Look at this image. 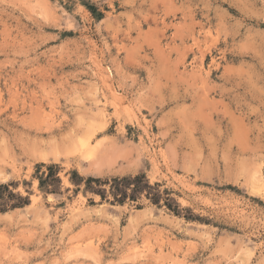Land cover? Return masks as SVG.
Here are the masks:
<instances>
[{"label": "rangeland", "instance_id": "374dc122", "mask_svg": "<svg viewBox=\"0 0 264 264\" xmlns=\"http://www.w3.org/2000/svg\"><path fill=\"white\" fill-rule=\"evenodd\" d=\"M0 184V264H264V0H0Z\"/></svg>", "mask_w": 264, "mask_h": 264}, {"label": "trees", "instance_id": "16d2710c", "mask_svg": "<svg viewBox=\"0 0 264 264\" xmlns=\"http://www.w3.org/2000/svg\"><path fill=\"white\" fill-rule=\"evenodd\" d=\"M86 7L94 13L93 6L85 3ZM49 172L45 177L39 178V186L41 188H45L48 192H54L55 188H46V186L50 183V181H53L52 179V169L53 166L48 167ZM76 177V178H74ZM55 179V178H54ZM58 180L59 179H55ZM71 182L78 185L81 183V181L85 182V189L90 190L91 192H94L95 194H98L101 196L102 199L105 198L106 190L105 188H100L97 186L92 185V183L96 184H103L106 183L110 187V192L113 195V200L118 202H123L126 198H130L132 200H135L137 195L143 191V189H152L153 186H150L147 184V180L145 179V176L143 174H138L135 176H125V177H115L111 180H100L98 178L93 177H87L82 178L76 174V172H72V176L70 178ZM4 191L7 192V197H4ZM151 193V192H149ZM149 193L147 195H149ZM156 195V196H155ZM159 195L157 192L153 194V196H150V199L154 202H158ZM15 198V202H10L11 199ZM25 204H28V200L26 197H22L19 194H14L11 192V190L8 189V186L5 184H0V210H3L5 207L9 206L10 208L20 207Z\"/></svg>", "mask_w": 264, "mask_h": 264}]
</instances>
